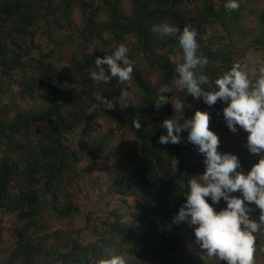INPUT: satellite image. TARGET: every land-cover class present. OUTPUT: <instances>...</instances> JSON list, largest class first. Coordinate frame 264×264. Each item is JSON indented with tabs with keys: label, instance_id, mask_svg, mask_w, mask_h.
<instances>
[{
	"label": "trees",
	"instance_id": "1",
	"mask_svg": "<svg viewBox=\"0 0 264 264\" xmlns=\"http://www.w3.org/2000/svg\"><path fill=\"white\" fill-rule=\"evenodd\" d=\"M224 3L0 0V216L16 217L8 227L0 225V245H11L0 264H95L107 253L123 255L128 264H215L203 258L187 223H172L186 201L180 181L202 174L205 166L187 141V131L178 144L159 143L166 132L160 125L172 117V103L157 109L154 99L159 87L175 78L181 56L175 39H161L151 28L170 22L195 29L209 60L204 72L214 82L233 62L243 64L249 52L264 62V0H239L234 11ZM55 32L64 38L53 37ZM120 44L135 61L132 79L138 96L121 111L103 109L105 91L117 79L103 84L89 73L97 57L110 55ZM168 95L183 100L184 119L197 109L208 111L209 128L220 142L226 139L230 130L217 115L223 108L219 101L209 107L175 87ZM92 103L100 108L88 114ZM101 113L126 125L134 145L106 165L109 191L118 201L95 221L86 214L85 228L93 240L85 241L81 228L53 225L72 223L81 211L73 182L82 158L101 160L107 149L108 137L93 134ZM137 119L140 128L133 123ZM231 152L245 173L259 158L247 148ZM215 207H226V202ZM251 207L258 216L256 206ZM256 247V264H264V235L257 237Z\"/></svg>",
	"mask_w": 264,
	"mask_h": 264
},
{
	"label": "clouds",
	"instance_id": "2",
	"mask_svg": "<svg viewBox=\"0 0 264 264\" xmlns=\"http://www.w3.org/2000/svg\"><path fill=\"white\" fill-rule=\"evenodd\" d=\"M228 11L238 10L239 0H225ZM151 31L159 38L171 37L177 41L181 62L175 68L176 76L171 84H162L154 99L157 109L173 104L177 115L165 118L160 125L166 130L159 137L160 144H178L181 133L187 131V141L203 156L205 171L187 177L179 183L186 201L173 217L172 223L185 222L193 230L195 244L205 257L220 264H256L257 237L264 235V62L258 63L254 71L241 62L218 74L214 82L205 74L209 60L200 51L198 32L170 22L153 25ZM129 48L120 44L110 55L97 57L95 70L90 78L107 84L116 78L119 84L133 77L135 61L129 56ZM107 66L106 71L104 66ZM174 87L183 90L209 106L218 101L223 105L222 113L227 128L236 133L243 129L247 133L246 147L259 158L246 173L241 170L237 154L220 151L218 135L209 128L210 114L197 109L191 118H183L185 104L182 99L173 100L168 94ZM131 94L121 88L118 98L121 105H129ZM103 109H112L113 101L103 98ZM100 105L90 104L88 114L97 112ZM183 120V122H181ZM140 128L139 120L133 121ZM186 189V191H185ZM239 192L240 195H232ZM209 199L211 203H209ZM221 200L226 207L216 210ZM255 205L259 215L254 216ZM95 264H128L126 258L117 253L101 254Z\"/></svg>",
	"mask_w": 264,
	"mask_h": 264
},
{
	"label": "rangeland",
	"instance_id": "3",
	"mask_svg": "<svg viewBox=\"0 0 264 264\" xmlns=\"http://www.w3.org/2000/svg\"><path fill=\"white\" fill-rule=\"evenodd\" d=\"M253 23V21L251 20ZM53 37L61 39L64 38L63 34L55 32ZM49 43V40H47ZM243 64L248 66V70L254 71L256 64L259 62V54L256 52H249L242 60ZM121 88H127L131 94V98L138 94L136 93V86L134 80L131 79L124 84H119L116 80L105 91L106 99L112 100L116 110L121 111L126 105L119 103V96ZM170 112L172 117L177 115L173 104L171 105ZM184 115V113H183ZM98 127L93 134L103 135L108 137L107 149L103 152L102 159L92 161L88 156L81 159L79 165L81 172L77 179L73 182L72 189L80 197L82 206L81 211L74 218L72 223L68 222H55L53 228H73L82 229V238L85 241L93 240V237L87 231L86 214L90 212L91 219L89 222L95 221L96 218L102 216L110 210L118 201V196L109 191L110 177L106 173V165L110 164L122 153L128 144L134 145L132 134L128 127L124 124L116 123L110 120L104 113L98 117ZM247 133L243 129H239L236 133L229 132L225 140L220 142L218 149L220 151H241L243 152L246 147ZM78 140L75 138L74 143ZM16 220L14 215H1L0 225L5 227L11 225ZM85 228V229H84ZM11 251L10 244L0 245V260ZM186 256V255H185ZM180 264H185L183 261Z\"/></svg>",
	"mask_w": 264,
	"mask_h": 264
}]
</instances>
